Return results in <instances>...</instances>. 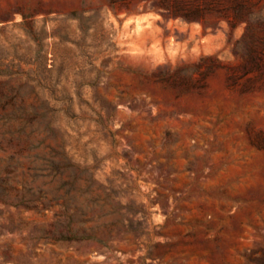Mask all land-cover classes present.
<instances>
[{"label":"rangeland","instance_id":"rangeland-1","mask_svg":"<svg viewBox=\"0 0 264 264\" xmlns=\"http://www.w3.org/2000/svg\"><path fill=\"white\" fill-rule=\"evenodd\" d=\"M13 94L149 206L154 236L58 240L59 208L15 205L41 151L2 141L0 264H264V0H0Z\"/></svg>","mask_w":264,"mask_h":264},{"label":"trees","instance_id":"trees-1","mask_svg":"<svg viewBox=\"0 0 264 264\" xmlns=\"http://www.w3.org/2000/svg\"><path fill=\"white\" fill-rule=\"evenodd\" d=\"M50 114L48 109L36 111L18 105L16 94L0 97V146L2 141L13 147L26 142L29 150H40L34 155L40 165L33 169L36 178L45 179L37 188L34 199H27L24 194L15 205L40 201L46 208H59L60 215L66 220L65 233H59L60 241H94L109 248L115 234L116 237L130 235L137 239L148 236L152 243L154 234L148 224L151 216L148 205L140 208L133 201L132 204L124 203V190L116 179L105 183L97 177V158L94 164H88L87 159L78 161L70 155L63 137L60 143H48V139L56 138L57 134L52 120L45 127L47 135L40 136L34 124L47 119ZM109 133L115 137L113 131ZM34 136L40 138L31 141ZM16 154L9 157V168L18 166ZM31 191L30 187L26 190L27 193Z\"/></svg>","mask_w":264,"mask_h":264}]
</instances>
